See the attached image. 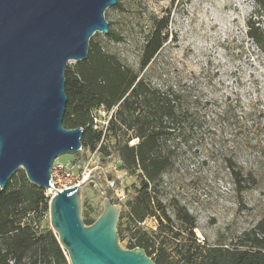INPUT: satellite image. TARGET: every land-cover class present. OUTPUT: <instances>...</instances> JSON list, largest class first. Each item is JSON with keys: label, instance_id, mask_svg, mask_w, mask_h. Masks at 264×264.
I'll list each match as a JSON object with an SVG mask.
<instances>
[{"label": "rangeland", "instance_id": "374dc122", "mask_svg": "<svg viewBox=\"0 0 264 264\" xmlns=\"http://www.w3.org/2000/svg\"><path fill=\"white\" fill-rule=\"evenodd\" d=\"M122 7H110L105 18L124 41H109L108 47L139 68L144 35L152 18H169V40L145 77L154 86L175 84L191 99L190 112L196 119L194 144L179 165L166 174L162 201L171 218L177 206L196 218V236L211 247L233 248L238 237L264 215V52L247 35V21L256 9L255 0H117ZM96 36L104 40L103 33ZM198 99V101H196ZM197 102V103H196ZM98 117V126L103 125ZM85 158L61 155L54 164L73 168L75 175L95 174L104 192L90 184L83 191V220H96L110 198L124 214L119 229L120 244L129 248V203L136 196L139 180L122 168L113 153L102 159L85 151ZM234 158L245 177V189L237 186L226 163ZM18 175V172L15 173ZM61 183H57L59 188ZM52 196L54 190L46 191ZM153 233L164 248L178 257L179 246L172 238V225L156 213ZM42 226L51 228L49 211ZM151 226V227H150ZM146 229V230H145ZM180 244L187 238L185 227ZM147 233V232H146ZM200 233V234H199ZM174 260H176V258Z\"/></svg>", "mask_w": 264, "mask_h": 264}, {"label": "trees", "instance_id": "16d2710c", "mask_svg": "<svg viewBox=\"0 0 264 264\" xmlns=\"http://www.w3.org/2000/svg\"><path fill=\"white\" fill-rule=\"evenodd\" d=\"M256 9L247 21V35L264 52V0H255ZM117 7L122 5L117 2ZM169 18H152L135 69L109 47V41H124L121 33L110 28L104 40L96 34L90 40L88 58L69 63L66 68L68 104L64 127L82 128V152L98 153L102 159L115 153L122 168L139 180L136 196L129 203V228L136 246L143 248L156 264H264V215L238 237L233 248L211 247L198 243L196 218L185 207L177 206L171 218L161 199L163 179L179 165L194 144L196 119L190 112L191 99L175 84L157 87L145 77L169 40ZM198 101V99L196 100ZM197 103V102H196ZM112 112L108 127H95L93 111ZM134 142V143H132ZM226 163L233 171L239 189L246 187L242 171L234 158ZM14 174L4 190L0 189V264H69L58 236L42 223L49 211L45 190L28 182L23 170ZM161 213L172 225V239L179 246L178 257L159 245L153 256L156 237H150L137 225L147 217ZM124 218L121 212L119 227ZM97 220V219H96ZM96 220L86 219L92 225ZM187 238L180 244L182 232ZM200 234V233H199ZM176 260H174V258Z\"/></svg>", "mask_w": 264, "mask_h": 264}, {"label": "water", "instance_id": "95a60500", "mask_svg": "<svg viewBox=\"0 0 264 264\" xmlns=\"http://www.w3.org/2000/svg\"><path fill=\"white\" fill-rule=\"evenodd\" d=\"M117 0H0V189L23 170L29 183L51 190L61 155L82 149V128L64 127L66 68L88 58L91 38L107 35L106 11ZM95 174L49 199L51 230L69 264H156L141 247L125 249L118 225L122 209L104 198L92 225L82 216L84 189Z\"/></svg>", "mask_w": 264, "mask_h": 264}, {"label": "built area", "instance_id": "2783aa9c", "mask_svg": "<svg viewBox=\"0 0 264 264\" xmlns=\"http://www.w3.org/2000/svg\"><path fill=\"white\" fill-rule=\"evenodd\" d=\"M113 114L112 112H107L104 108H100L98 110L93 111V117H94V123H95V127H100L98 126V117L103 120V125L101 126V128L106 129L108 127L109 124V120L111 119V116ZM134 143V142H132ZM83 150L81 149L80 152H82ZM128 172V171H127ZM129 173V172H128ZM91 174H88V176H84L81 175H75L73 168H71L70 166H66L64 164H54L53 168H52V179L50 181V185H51V190H54V193L52 194V196L58 192H62L65 189H69V188H73L75 186L80 185L83 181H85L86 179H88V177ZM57 183H61V186L59 188H56ZM162 189H164V187L162 186ZM49 196V199L50 197ZM158 213V212H157ZM148 220H154L156 225L151 227V231H153V233H155L157 231V227H158V221H157V216H151V217H147L145 218L144 221L139 222L138 226H142V227H148ZM146 230V229H145ZM147 234L150 237H154V235L152 234V232H150L149 230H146ZM197 241L198 243L204 245V238L202 236L197 237ZM172 239V238H171ZM161 244V240H155V244L154 246L150 247L149 250L152 251L153 249H155V252L153 253V256H156L157 253V249L159 247V245ZM136 239L134 237H130L129 238V248L133 249L136 248L138 246H136Z\"/></svg>", "mask_w": 264, "mask_h": 264}]
</instances>
